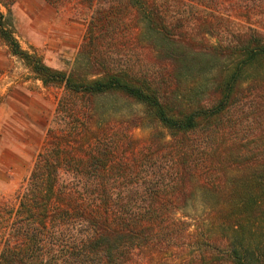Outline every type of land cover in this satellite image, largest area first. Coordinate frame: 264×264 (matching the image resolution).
Instances as JSON below:
<instances>
[{
    "label": "trees",
    "instance_id": "16d2710c",
    "mask_svg": "<svg viewBox=\"0 0 264 264\" xmlns=\"http://www.w3.org/2000/svg\"><path fill=\"white\" fill-rule=\"evenodd\" d=\"M14 1L0 0V6L9 10ZM45 1L57 7L63 0ZM85 1L92 10L68 72L22 49L12 18L0 9V38L10 52L44 86L61 88L27 178L12 201L0 204V264H145L143 258L155 247L192 239L190 224L174 217L175 208L195 176H210V187L220 189V164L243 165L253 158L258 167L242 184L256 183L262 196L258 204L264 207V148L250 156L240 153L241 127L231 122V114L244 110L234 97L242 69L264 57V32L231 30L233 21L220 25L214 21L222 17L212 14L207 29L221 27L219 47L239 60L220 76L206 103L177 110L173 74L184 59L180 55L176 62L169 45L189 39L197 7L189 0ZM131 28L138 35L149 32L150 42L161 40L166 58L144 47L142 56L150 63L133 62L139 59L128 46ZM120 96L142 106L168 130L169 140L158 146L153 135L131 140L104 109L108 104L116 109ZM247 203L239 204L244 209L239 216L251 212L245 211ZM201 242L182 264H264V247L251 250L238 239Z\"/></svg>",
    "mask_w": 264,
    "mask_h": 264
},
{
    "label": "rangeland",
    "instance_id": "374dc122",
    "mask_svg": "<svg viewBox=\"0 0 264 264\" xmlns=\"http://www.w3.org/2000/svg\"><path fill=\"white\" fill-rule=\"evenodd\" d=\"M189 3L197 7L192 19L195 28L191 30L189 39H178L169 45L176 62H179L180 55L184 59L175 65L173 74L177 110L196 108L206 103L210 96L215 95L220 76L224 78L229 74L239 60L236 55H229L219 47L223 38L216 33L218 31L222 35L221 27L216 26L213 32L207 29L205 21H214L212 14L222 17L214 21L220 25L226 23L225 19L233 21L231 30L246 31L252 27L264 32V0H189ZM0 9L12 18L15 37L22 49L36 52L44 64L55 70H71L92 10L85 0H63L57 7L45 0H15L9 10L3 6ZM131 29L126 37L128 46L133 58L139 59L133 62H146L142 56L144 47H151L154 56L159 53L162 59L166 58L165 51L161 50V40L150 42L149 32L144 30L138 35L137 29ZM213 47L220 49L214 52ZM148 63L150 61L145 63L146 66ZM156 63L163 62L156 60ZM238 83L240 86L235 89L234 97L241 99L244 110L231 114V122L241 127L237 135H240L243 145L240 153L250 156L264 148V57L251 67L245 65ZM60 92L61 88L57 86H44L30 67L13 55L0 38V103L5 99L8 103L5 102L4 108V125H8L3 133L9 149L19 150L26 157L20 164L12 152L4 153L8 175L13 178L20 172L21 177L17 186L12 184L7 191L0 192V204L12 201L14 192L27 178L45 141ZM104 109L120 124L121 131L128 132L131 140L142 142L153 135L156 136V146L169 140L168 130L151 115L148 116L142 106L129 99L120 96L116 109L112 110L110 104ZM238 146L239 143L236 149ZM247 161L243 165L234 162L220 164L219 173H223L220 177L224 180L220 189L211 188L208 184L210 176L206 175L195 176L187 183L186 199L175 208L173 215L185 218L190 224L189 232H194L192 239H185L183 243L181 239L172 240L178 242L172 244L170 241L172 245L167 249L155 247L143 258L147 261L145 264H182L193 253L195 245L214 239L225 243L238 239L251 250L264 247V207L258 204L262 197L260 189L255 188V182L242 184V178L258 164L253 158ZM246 201L245 211L251 212L239 216L244 210L239 204Z\"/></svg>",
    "mask_w": 264,
    "mask_h": 264
},
{
    "label": "crops",
    "instance_id": "0c3cea01",
    "mask_svg": "<svg viewBox=\"0 0 264 264\" xmlns=\"http://www.w3.org/2000/svg\"><path fill=\"white\" fill-rule=\"evenodd\" d=\"M5 102L7 103L6 99L0 103V192L7 191L9 189V186H11L12 184L14 186H17L18 183L20 182V177H21L20 172L16 173L18 176H16V174H14L13 178H12V176L8 175V173L5 169V166L7 164L3 160L4 153L12 152L14 157H15V160L18 161L20 164H21V162L26 160V157L21 155L19 150H15V151L10 150L8 147V143H6V141H5L3 129L8 125V124L4 125V119L6 118L4 115L5 114L4 108L6 107ZM41 106L42 105L40 103L39 107L41 108Z\"/></svg>",
    "mask_w": 264,
    "mask_h": 264
}]
</instances>
